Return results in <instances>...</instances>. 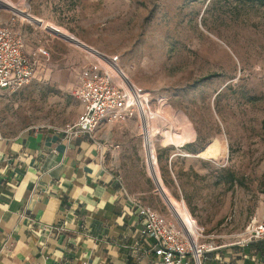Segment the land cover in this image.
Listing matches in <instances>:
<instances>
[{
    "label": "rangeland",
    "instance_id": "rangeland-1",
    "mask_svg": "<svg viewBox=\"0 0 264 264\" xmlns=\"http://www.w3.org/2000/svg\"><path fill=\"white\" fill-rule=\"evenodd\" d=\"M12 17L27 50L42 46L48 56L28 85L0 91L4 132L65 126L81 111L71 92L86 53L50 25L118 55L124 73L150 91L152 111L172 121L156 135L159 121H145L157 156L147 164L151 177L136 117L94 133L116 174L150 207L187 229L197 225L199 241L221 249L264 218V1L0 0V19Z\"/></svg>",
    "mask_w": 264,
    "mask_h": 264
},
{
    "label": "crops",
    "instance_id": "crops-1",
    "mask_svg": "<svg viewBox=\"0 0 264 264\" xmlns=\"http://www.w3.org/2000/svg\"><path fill=\"white\" fill-rule=\"evenodd\" d=\"M63 128L0 127V264H161L130 203L149 205L144 192L116 174L105 144ZM204 259L264 264V241L216 247Z\"/></svg>",
    "mask_w": 264,
    "mask_h": 264
},
{
    "label": "built area",
    "instance_id": "built-area-1",
    "mask_svg": "<svg viewBox=\"0 0 264 264\" xmlns=\"http://www.w3.org/2000/svg\"><path fill=\"white\" fill-rule=\"evenodd\" d=\"M11 9L22 11L16 7ZM21 14L41 24V20L29 13L23 11ZM14 21V17L11 22L0 19V91L15 92L28 85L36 78L41 59L48 56L42 46L32 52L27 50L25 35L14 27ZM48 28L66 40L75 41L86 53L78 84L73 92L82 105V111L73 123L64 126L63 131L70 137L85 135L95 139L94 133L102 124L125 122L136 117L143 137L142 154L145 167L147 169L148 163L156 164L154 143L150 144L144 135L145 119H158L152 116L153 97L150 91L135 84L124 73L118 65V55H107L75 40L76 37L72 34L61 33L50 25ZM154 100L156 104L163 106L164 100L161 96ZM182 145L179 144V147ZM130 203L142 221V233L153 240L152 249L161 264H203L205 254L216 248L199 241L203 230L197 225L195 234H191L174 215L176 223L136 199H130ZM251 241H264V218L249 223L234 243L245 244Z\"/></svg>",
    "mask_w": 264,
    "mask_h": 264
},
{
    "label": "bare ground",
    "instance_id": "bare-ground-1",
    "mask_svg": "<svg viewBox=\"0 0 264 264\" xmlns=\"http://www.w3.org/2000/svg\"><path fill=\"white\" fill-rule=\"evenodd\" d=\"M2 8V7H1ZM21 12H23V11H21ZM25 12V11H24ZM24 15L25 16H27L26 15V13H24ZM159 108H161V106L159 107ZM161 112L162 111H160V109L159 110H155L154 112H152V116H154V117H156V118H158L157 119V121H155V120H151V119H149V117L148 118H146V119H149L150 121H152L151 123L152 124H154V122H158V123H156V124H158V125H160L159 127H157V132H155V135L156 134H162L161 133V131L159 130L160 128H163V126L164 125H166L167 123L169 124L170 122H172V121H168L167 119H165L163 116H162V114H161ZM164 119H163V118ZM146 119H145V121H146ZM147 122V121H146ZM155 126H157V125H155ZM162 126V127H161ZM164 128H165V126H164ZM172 130H173V128H172ZM146 131H147V125L145 124V127H144V135L146 136ZM177 133V135H179V133L178 132H176ZM154 140H155V136H154ZM152 142H154V141H151V143ZM188 231H189V233H191V234H195V227L194 226H192L191 224H190V227H188V229H187Z\"/></svg>",
    "mask_w": 264,
    "mask_h": 264
},
{
    "label": "trees",
    "instance_id": "trees-1",
    "mask_svg": "<svg viewBox=\"0 0 264 264\" xmlns=\"http://www.w3.org/2000/svg\"><path fill=\"white\" fill-rule=\"evenodd\" d=\"M248 1H253V0H248ZM255 1H264V0H255Z\"/></svg>",
    "mask_w": 264,
    "mask_h": 264
}]
</instances>
